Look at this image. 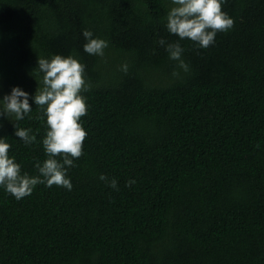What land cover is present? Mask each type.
Wrapping results in <instances>:
<instances>
[{
	"label": "trees",
	"instance_id": "trees-1",
	"mask_svg": "<svg viewBox=\"0 0 264 264\" xmlns=\"http://www.w3.org/2000/svg\"><path fill=\"white\" fill-rule=\"evenodd\" d=\"M172 6L0 0V99L19 87L33 109L0 117L22 173L47 158L37 59L71 55L90 84L72 189L38 184L17 200L0 186V264H264V0H225L234 27L208 48L167 31ZM84 30L108 42L103 56L84 52ZM160 38L180 43L188 72Z\"/></svg>",
	"mask_w": 264,
	"mask_h": 264
},
{
	"label": "clouds",
	"instance_id": "clouds-1",
	"mask_svg": "<svg viewBox=\"0 0 264 264\" xmlns=\"http://www.w3.org/2000/svg\"><path fill=\"white\" fill-rule=\"evenodd\" d=\"M225 0H171L173 5L166 16V28L170 34L179 39H189L198 48H208L215 43L218 32H227L234 27V20L222 11ZM82 35L87 41L83 50L89 55L103 56L108 42L93 38L89 30ZM157 43L165 47L169 58L178 61V67L184 72L189 71L188 64L182 59L184 52L180 43H166L160 38ZM38 72L42 73V86L37 88L33 102L42 111L41 119L46 118L47 131L42 139L46 159L35 167L38 175L29 176L21 172V165L14 157L8 155L11 145L5 137H0V186L15 199L20 200L31 195L38 184L47 187L53 185L72 189L71 180L67 177L68 168L74 167V160L83 155V143L87 133L80 123L81 117L87 115L86 99L83 92L90 90V84L85 79V65L73 56L53 55L50 59H37ZM121 70L127 72V65ZM174 76L179 73L174 71ZM29 94L19 87H13L10 94L0 99V117L11 121H21L32 111ZM14 135L26 145L36 142V136L31 129H25L14 124ZM99 179L108 186L118 190L117 181L105 175ZM129 180L126 186L134 184Z\"/></svg>",
	"mask_w": 264,
	"mask_h": 264
}]
</instances>
